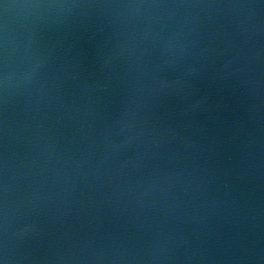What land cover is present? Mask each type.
Masks as SVG:
<instances>
[{
	"label": "water",
	"instance_id": "obj_1",
	"mask_svg": "<svg viewBox=\"0 0 264 264\" xmlns=\"http://www.w3.org/2000/svg\"><path fill=\"white\" fill-rule=\"evenodd\" d=\"M4 264H264V0H0Z\"/></svg>",
	"mask_w": 264,
	"mask_h": 264
},
{
	"label": "snow or ice",
	"instance_id": "obj_2",
	"mask_svg": "<svg viewBox=\"0 0 264 264\" xmlns=\"http://www.w3.org/2000/svg\"><path fill=\"white\" fill-rule=\"evenodd\" d=\"M0 264H4V261H3V259H0Z\"/></svg>",
	"mask_w": 264,
	"mask_h": 264
}]
</instances>
